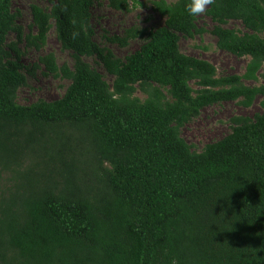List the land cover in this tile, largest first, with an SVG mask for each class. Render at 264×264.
I'll use <instances>...</instances> for the list:
<instances>
[{
    "label": "trees",
    "instance_id": "16d2710c",
    "mask_svg": "<svg viewBox=\"0 0 264 264\" xmlns=\"http://www.w3.org/2000/svg\"><path fill=\"white\" fill-rule=\"evenodd\" d=\"M103 1L33 4L35 33L23 35L13 0H0V264H264V83H246L264 79V0L205 9L217 47L249 58L244 74L226 76L180 50L179 34L205 31L192 0L153 1L163 26L107 38L145 40L125 60L95 39L92 8ZM108 4L128 11L130 0ZM231 20L245 31L225 28ZM52 30L74 64L52 53L39 63L70 85L56 101L21 105L18 43L41 49ZM258 98L261 114L234 118L201 152L182 138L204 108Z\"/></svg>",
    "mask_w": 264,
    "mask_h": 264
},
{
    "label": "rangeland",
    "instance_id": "374dc122",
    "mask_svg": "<svg viewBox=\"0 0 264 264\" xmlns=\"http://www.w3.org/2000/svg\"><path fill=\"white\" fill-rule=\"evenodd\" d=\"M156 0H130L128 11H119L111 8L108 0L95 4L92 8V22L96 30V41L110 48L116 57L125 60L128 56L138 51L144 44V39H132L125 47L111 43L107 38L118 35L123 36L130 28L155 30L165 24V18L153 10L152 3ZM169 3L175 0H166ZM39 5L49 8L46 0H13L12 6L17 13V25L21 28L23 35L35 33L31 6ZM208 6L205 8L207 9ZM199 28L205 31L190 38L179 34L180 50L183 54L212 63L219 76L242 75L245 72L248 57H236L227 51L217 47V38L212 33L214 22L204 13L197 20ZM225 28L245 31L240 21L231 20ZM9 42L16 40V33L8 36ZM21 51V62L24 65L23 73L27 76L28 85L22 87L18 92V102L21 105H30L38 100L53 102L61 98L70 85L68 79L57 78L46 73L39 59L47 54H54L57 63L70 67L74 64L71 52L62 50L54 30L50 32L47 43L41 49L26 47L25 42L18 43ZM95 68L109 83H113V77L95 58H83ZM33 71V75L31 73ZM249 86H258L264 83L260 78L258 82L248 81ZM137 96L144 99L145 96L138 91ZM260 99H256L252 106L244 107L237 102H225L204 108L200 115L192 119L181 129L182 138L192 146V149L201 152L203 148L211 143L218 142L231 133L234 126L233 119L238 117L254 118L263 112Z\"/></svg>",
    "mask_w": 264,
    "mask_h": 264
},
{
    "label": "clouds",
    "instance_id": "9594fccd",
    "mask_svg": "<svg viewBox=\"0 0 264 264\" xmlns=\"http://www.w3.org/2000/svg\"><path fill=\"white\" fill-rule=\"evenodd\" d=\"M213 0H192L191 4L188 6L187 11L189 15L197 16L205 12V8L212 4Z\"/></svg>",
    "mask_w": 264,
    "mask_h": 264
}]
</instances>
